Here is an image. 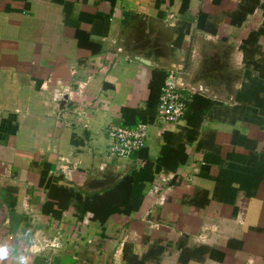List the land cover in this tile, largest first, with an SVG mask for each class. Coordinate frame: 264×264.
<instances>
[{
	"label": "crops",
	"instance_id": "0c3cea01",
	"mask_svg": "<svg viewBox=\"0 0 264 264\" xmlns=\"http://www.w3.org/2000/svg\"><path fill=\"white\" fill-rule=\"evenodd\" d=\"M171 71L190 97L176 125L157 111ZM140 123L146 147L111 157L108 128ZM125 176L142 205L104 224L59 190ZM231 241L186 264H264V0H0V264H184Z\"/></svg>",
	"mask_w": 264,
	"mask_h": 264
},
{
	"label": "trees",
	"instance_id": "16d2710c",
	"mask_svg": "<svg viewBox=\"0 0 264 264\" xmlns=\"http://www.w3.org/2000/svg\"><path fill=\"white\" fill-rule=\"evenodd\" d=\"M182 40H183V36L179 35L177 39V45L180 46ZM98 51H100V49H98ZM167 76L168 74L166 75L165 81L167 79ZM180 91L182 92L183 95H185L182 90ZM187 97H188V102H187L188 103L187 108H188V105L190 103V97L189 96ZM159 102H160V98L158 99V103H157V111H158ZM133 182L134 179L132 176H125L120 182L117 183V185L113 189L103 194H95L89 197H84L82 194L75 192L73 189L60 188L59 190L66 199L77 200L78 203L77 217L79 218V221H81L82 223L93 221V222H98L100 224H104L111 216L119 214L125 217H130L134 212H137L140 209L142 205V200L133 201L131 199ZM225 245L226 248L224 246L223 250H218V251L213 250L206 246H199L193 250H188L183 254V256H181V262L186 264V262L188 261L187 259L192 257L196 258L200 262L205 261L207 258L223 261L225 259L227 252H229L230 250L236 251L238 248L241 247V244L235 241L228 242ZM125 258L129 264H144V260L139 259L137 256L135 255L128 256V251L125 252Z\"/></svg>",
	"mask_w": 264,
	"mask_h": 264
},
{
	"label": "built area",
	"instance_id": "2783aa9c",
	"mask_svg": "<svg viewBox=\"0 0 264 264\" xmlns=\"http://www.w3.org/2000/svg\"><path fill=\"white\" fill-rule=\"evenodd\" d=\"M178 72L171 71L161 91L158 105V120L166 125H176L185 116L188 97L180 91ZM150 126L140 123L136 127L111 126L108 128V136L111 144L109 154L111 157L126 160L146 147ZM242 222V221H241ZM61 234L52 239L42 235L37 236L30 244L32 253L47 251L57 252L62 248Z\"/></svg>",
	"mask_w": 264,
	"mask_h": 264
},
{
	"label": "clouds",
	"instance_id": "9594fccd",
	"mask_svg": "<svg viewBox=\"0 0 264 264\" xmlns=\"http://www.w3.org/2000/svg\"><path fill=\"white\" fill-rule=\"evenodd\" d=\"M6 253L7 249H0V255H6ZM18 259L20 261V264H26L24 257H19Z\"/></svg>",
	"mask_w": 264,
	"mask_h": 264
},
{
	"label": "water",
	"instance_id": "95a60500",
	"mask_svg": "<svg viewBox=\"0 0 264 264\" xmlns=\"http://www.w3.org/2000/svg\"><path fill=\"white\" fill-rule=\"evenodd\" d=\"M140 61L143 62V63H146V64H148V65H151V63H149V61H147V60L145 61V60H143V59H140ZM65 99H66V98H65Z\"/></svg>",
	"mask_w": 264,
	"mask_h": 264
}]
</instances>
